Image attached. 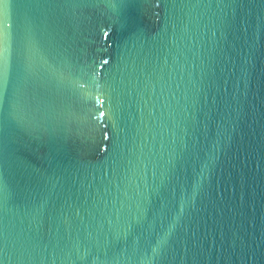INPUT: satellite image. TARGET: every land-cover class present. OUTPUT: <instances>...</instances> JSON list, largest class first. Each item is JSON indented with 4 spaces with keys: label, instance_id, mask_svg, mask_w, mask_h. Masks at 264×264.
Instances as JSON below:
<instances>
[{
    "label": "water",
    "instance_id": "95a60500",
    "mask_svg": "<svg viewBox=\"0 0 264 264\" xmlns=\"http://www.w3.org/2000/svg\"><path fill=\"white\" fill-rule=\"evenodd\" d=\"M4 18L0 264H264V0Z\"/></svg>",
    "mask_w": 264,
    "mask_h": 264
},
{
    "label": "snow or ice",
    "instance_id": "6c2138e0",
    "mask_svg": "<svg viewBox=\"0 0 264 264\" xmlns=\"http://www.w3.org/2000/svg\"><path fill=\"white\" fill-rule=\"evenodd\" d=\"M7 3L8 0H0V68H3L5 71L10 65L15 43V29L4 18ZM100 115L103 116L104 113L101 112Z\"/></svg>",
    "mask_w": 264,
    "mask_h": 264
}]
</instances>
